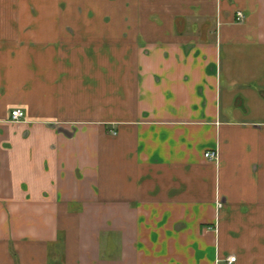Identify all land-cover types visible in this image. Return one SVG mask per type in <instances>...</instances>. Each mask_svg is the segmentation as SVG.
<instances>
[{"label":"crops","instance_id":"0c3cea01","mask_svg":"<svg viewBox=\"0 0 264 264\" xmlns=\"http://www.w3.org/2000/svg\"><path fill=\"white\" fill-rule=\"evenodd\" d=\"M0 264H264V0H0Z\"/></svg>","mask_w":264,"mask_h":264},{"label":"built area","instance_id":"2783aa9c","mask_svg":"<svg viewBox=\"0 0 264 264\" xmlns=\"http://www.w3.org/2000/svg\"><path fill=\"white\" fill-rule=\"evenodd\" d=\"M236 18H237V22H243L245 19V15L242 12H238ZM25 118H26V114L22 109H16L11 112V121L14 123L22 122L25 120ZM206 157L210 159H217L218 154L217 152H209L206 154ZM235 260H236L235 258H232L229 261L234 262Z\"/></svg>","mask_w":264,"mask_h":264}]
</instances>
